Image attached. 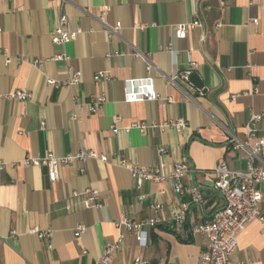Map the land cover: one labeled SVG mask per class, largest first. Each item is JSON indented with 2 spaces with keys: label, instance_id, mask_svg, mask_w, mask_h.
<instances>
[{
  "label": "crops",
  "instance_id": "crops-1",
  "mask_svg": "<svg viewBox=\"0 0 264 264\" xmlns=\"http://www.w3.org/2000/svg\"><path fill=\"white\" fill-rule=\"evenodd\" d=\"M61 4L0 0V49L12 57L10 63L0 57V160L65 156L85 148L109 161L64 165L57 183L44 167L0 170V264H95L105 245L118 238L117 222L123 216L168 220L182 205L188 207L184 235L160 224L146 228L147 246L142 247L135 234H128L113 264H135L137 258L146 264H200L206 239L196 227L224 203L212 187L213 170L220 161L233 170H247L249 154L234 150L232 141L245 139L252 113L263 115L257 139H264V0H68L62 9ZM61 12L80 33L56 46L52 37ZM195 20L203 27L179 39L175 27ZM118 24L116 33L108 31ZM138 53L153 65L150 75L158 99L128 103L126 82L148 75ZM191 62L197 63L193 75L206 92L180 77ZM99 73L113 80L97 81ZM76 74L79 81L70 84ZM48 79L62 85L50 86ZM23 89L31 92L29 100L8 97ZM99 95L108 101L101 112L90 114L84 104ZM117 116L121 129L114 132ZM178 120L188 128L127 130L134 123ZM161 147L168 152L164 161L169 167L187 161L195 170L184 184L201 188L204 204L179 195L173 182L138 187L131 172L118 165L125 159L154 166ZM88 189L99 192L101 208H86L85 197L75 196ZM261 190L264 194V184ZM154 205L162 209L156 211ZM261 209L264 214V198ZM81 225L85 230L78 238ZM36 228L49 237L32 233ZM231 260L264 264V228L257 220L240 234Z\"/></svg>",
  "mask_w": 264,
  "mask_h": 264
},
{
  "label": "built area",
  "instance_id": "built-area-1",
  "mask_svg": "<svg viewBox=\"0 0 264 264\" xmlns=\"http://www.w3.org/2000/svg\"><path fill=\"white\" fill-rule=\"evenodd\" d=\"M61 9L68 0H61ZM226 1V0H223ZM108 7L104 12L108 11ZM58 26L52 37L54 45L63 46L74 40L80 31H74L70 28L68 16L61 12L58 19ZM254 24H258V20H253ZM203 27L199 20L180 24L175 27L177 37L185 39L188 31L193 28ZM121 28L118 24L115 28H108L111 33H116ZM1 31V30H0ZM205 41V35L202 38ZM147 63L148 75L145 78L132 79L126 82V102H141L155 101L158 99V94L155 89L153 77L150 75L153 70V65L149 59L138 53ZM6 58L7 62L12 61L7 50L0 49V57ZM57 60L64 59V56H58ZM22 60V59H20ZM27 60V58H25ZM28 61V60H27ZM35 65H40V62L34 61ZM197 67L196 62H191L190 67L180 77L188 83H191V77L194 69ZM95 79H105L107 81L113 80L111 76L106 73H99ZM176 77L170 78L174 82ZM79 81V75L76 74L70 80V84ZM48 84L59 88L62 84L52 79H48ZM66 84V83H65ZM258 89L254 90L256 93ZM248 95V94H247ZM31 92L26 89L16 90L8 97L19 101H27L31 98ZM239 95L232 98L235 100ZM108 99L106 95L92 96L84 104V108L90 114H97L101 112L106 105ZM73 118L78 119V115L74 114ZM263 115L251 114L248 124L246 125V137L240 140L237 137L233 139V149L237 151H245L249 154V162L246 171H236L231 169L225 161H220L212 174L215 178L213 189L220 192L224 198L223 205L217 209L212 218L203 224L196 227V232L202 233L206 239L205 248L201 255L200 264H233L231 260L239 247V236L246 229V227L257 220L264 228V214L262 213L261 204L264 194L261 186L264 184V139H257L258 128L257 125L262 121ZM122 118L117 116L113 123V131L118 132L121 129ZM176 127L180 129H187L188 125L182 120L169 121L163 124L157 123H134L127 130H137L141 133H147L150 130L159 129L166 132L167 129ZM257 139V140H256ZM256 140L255 145L252 142ZM159 162L151 167H140L129 163L125 159H121L118 165L127 168L135 180L138 187L142 186L144 182H173L175 191L181 195H188L194 204L205 203L204 194L199 187H186L184 184V177L195 172L187 161H181L169 167L164 161L166 149L161 147L158 149ZM91 159L108 162L109 157L106 155H99L93 151H88L81 148L75 154H68L65 156H55L48 154L44 157H29L19 162L10 163L0 160V170L5 169L9 165H23L26 167H44L49 172V178L52 183H57L60 180V170L64 165L75 162H86ZM83 195L85 197L86 208H101V196L97 190L88 189L83 193L75 194V196ZM162 206L154 205L156 211L161 210ZM187 205L174 208L172 216L168 220H163L159 217L147 218L144 220H132L127 216H123L117 223L119 236L113 243H107L104 247V252L95 264H113L116 253L122 248V245L128 234H135L138 243L142 247L147 246L148 233L146 228H156L160 224H164L173 229L177 234L184 235L185 224L187 220ZM84 226H79L76 230V236L79 238L84 232ZM32 233L37 234L40 238H48L49 232H41L39 229L32 230ZM17 232L14 231L13 235ZM135 264H146L141 258H137Z\"/></svg>",
  "mask_w": 264,
  "mask_h": 264
},
{
  "label": "water",
  "instance_id": "water-1",
  "mask_svg": "<svg viewBox=\"0 0 264 264\" xmlns=\"http://www.w3.org/2000/svg\"><path fill=\"white\" fill-rule=\"evenodd\" d=\"M191 82L195 84L196 86H198L201 90L206 92V89L204 88V84L201 82V80L199 79L197 75H192Z\"/></svg>",
  "mask_w": 264,
  "mask_h": 264
}]
</instances>
